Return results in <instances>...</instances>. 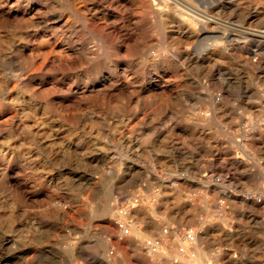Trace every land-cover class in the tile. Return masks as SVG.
Wrapping results in <instances>:
<instances>
[{
  "label": "rangeland",
  "instance_id": "374dc122",
  "mask_svg": "<svg viewBox=\"0 0 264 264\" xmlns=\"http://www.w3.org/2000/svg\"><path fill=\"white\" fill-rule=\"evenodd\" d=\"M70 1L88 28L68 0H0V264L203 263L209 241L216 264H251L248 251L264 250V39L246 38L248 65L160 72L165 90L123 62L122 38L104 48L97 31H114L123 0ZM210 1L220 19L264 32V0ZM138 6L124 8L134 28ZM187 231L195 240L180 252Z\"/></svg>",
  "mask_w": 264,
  "mask_h": 264
},
{
  "label": "bare ground",
  "instance_id": "6f19581e",
  "mask_svg": "<svg viewBox=\"0 0 264 264\" xmlns=\"http://www.w3.org/2000/svg\"><path fill=\"white\" fill-rule=\"evenodd\" d=\"M43 1V0H39ZM97 1V0H96ZM114 1V0H113ZM4 2V1H3ZM28 2V1H27ZM83 2V0H82ZM95 2V1H94ZM125 6H133L135 3H139L143 10L140 14V22L137 26L132 27L133 17L129 16L128 11L125 10V6L122 7V13L118 15L120 23L114 24V31L112 33L98 32L101 37V41L104 44L106 52L112 54L109 49L110 42L116 38H122L125 43H128L127 52L128 58L123 59V62L130 68L135 69L141 78L144 79L146 73L154 72L158 78H160L159 88L165 89L168 87L163 85L169 83L164 79V76H160L159 73L164 74L172 71V73L178 72L182 67L186 66L190 61L202 68H206L210 73L218 70L224 71V60L231 58L236 59L240 65H248L245 59L246 53V38L258 37L264 39V32L255 33L249 32L247 29L240 25H231L229 22L220 19L215 14L217 7L214 1L210 0H123ZM50 3V2H49ZM48 3V4H49ZM53 3H55L53 1ZM76 3V2H75ZM1 4V3H0ZM10 4V3H9ZM81 4V3H80ZM91 4V3H89ZM19 5V4H18ZM27 5V4H26ZM42 5V4H40ZM55 5V4H54ZM68 8H70L76 18L82 21L83 28H88L87 16L80 8H75L74 4L68 0ZM100 5V4H99ZM12 6V5H10ZM17 6V5H16ZM15 6V7H16ZM25 6V5H23ZM86 6V5H84ZM97 6V5H96ZM220 6V5H219ZM3 7V6H2ZM1 7V9H2ZM6 7V6H5ZM13 7V6H12ZM35 7V6H33ZM47 7V6H45ZM99 7V6H98ZM97 7V8H98ZM87 8V7H86ZM93 8V7H92ZM104 8V7H103ZM27 9V8H26ZM37 9V8H36ZM47 9V8H46ZM45 9V10H46ZM91 9V8H90ZM108 9V8H107ZM112 9V8H111ZM12 10V8H11ZM17 10V9H16ZM21 10V9H20ZM35 10V9H34ZM50 10V9H49ZM58 10V8H57ZM85 10V9H84ZM88 10V9H86ZM2 11V10H0ZM10 11V10H9ZM25 11V10H24ZM27 11V10H26ZM50 12V11H49ZM58 12V11H57ZM91 12V11H90ZM107 12V11H106ZM114 12V11H113ZM118 12V11H117ZM116 12V13H117ZM221 12V11H220ZM47 13V12H46ZM52 13V12H51ZM103 13V12H102ZM105 13V12H104ZM12 14V13H11ZM20 14V13H19ZM24 14V13H23ZM35 14V13H34ZM110 14V13H109ZM22 15V14H21ZM38 15V14H37ZM51 15V14H50ZM88 15V14H87ZM90 15V14H89ZM42 16V15H41ZM71 16V15H70ZM91 16V15H90ZM96 16V15H95ZM101 16V15H100ZM104 16V15H103ZM69 17V16H68ZM105 17V16H104ZM42 18V17H41ZM58 18V17H57ZM66 18V17H65ZM92 18V17H91ZM106 18V17H105ZM108 18V17H107ZM136 18V17H134ZM156 19L158 25H151V19ZM37 19V18H36ZM71 19V18H70ZM96 19V18H95ZM138 19V18H137ZM39 20V18H38ZM94 20L91 19V21ZM110 20V19H109ZM112 20V19H111ZM60 21V20H59ZM70 21V20H69ZM95 21V20H94ZM100 21V20H99ZM153 21V20H152ZM156 21V22H157ZM6 22V21H5ZM34 22V21H33ZM67 22V21H66ZM155 22V23H156ZM56 23V22H55ZM66 24V23H65ZM72 24V23H71ZM36 25V24H35ZM43 25V23H42ZM45 25V24H44ZM62 25V24H61ZM79 25V24H77ZM170 25V27H169ZM49 26V25H48ZM71 26V25H70ZM24 27V26H23ZM26 27V26H25ZM31 27V26H29ZM69 27V26H67ZM80 27V26H79ZM47 28V26H46ZM50 28V27H49ZM171 28V31H167ZM25 29V28H24ZM53 29V28H52ZM57 29V28H56ZM63 29V28H61ZM61 29L58 31L60 32ZM68 29V28H67ZM77 29V28H75ZM80 29V28H79ZM92 29V28H91ZM19 30V29H18ZM48 30V29H47ZM47 30L45 32H47ZM78 30V29H77ZM49 31V30H48ZM70 31V29H69ZM160 32V36H163V40H156L153 37L154 32ZM56 32V30H55ZM57 32V33H58ZM67 32V31H66ZM94 32V33H97ZM157 32V33H158ZM39 33V32H38ZM44 33V32H43ZM79 33V30H78ZM51 34V33H50ZM56 34V33H54ZM62 34V33H61ZM69 34V33H68ZM67 34V35H68ZM85 34V33H84ZM52 36V35H51ZM88 36V35H87ZM29 37V36H28ZM55 37V36H54ZM53 37V38H54ZM78 37V36H77ZM83 37V36H82ZM80 37V38H82ZM1 38V36H0ZM32 38V37H31ZM43 38V37H42ZM65 38V37H64ZM63 38V40H64ZM79 38V37H78ZM77 38V39H78ZM85 38V37H84ZM88 38V37H87ZM86 38V39H87ZM91 38V37H90ZM38 39V38H37ZM50 39V37H48ZM61 39V38H60ZM83 39V38H82ZM53 40V39H52ZM80 40V39H78ZM45 41V40H43ZM48 41V40H47ZM50 41V40H49ZM57 41V40H56ZM74 41V40H73ZM178 42L175 45L174 42ZM59 42V41H58ZM70 42V41H68ZM37 43V42H35ZM47 43V42H46ZM55 43V42H54ZM64 43V42H63ZM74 43V42H73ZM39 44V43H38ZM58 44V43H57ZM67 44V43H66ZM71 44V43H70ZM69 44V46H71ZM78 44V43H77ZM82 44V43H81ZM80 44V45H81ZM99 44V43H98ZM29 45V44H28ZM36 45V44H35ZM53 45V44H52ZM55 45V44H54ZM74 45V44H73ZM79 45V44H78ZM91 45V44H90ZM94 45V44H93ZM92 45V46H93ZM113 45V44H111ZM22 46V45H21ZM32 46V45H31ZM51 47V44H49ZM57 46V45H56ZM60 46V44H59ZM67 46V47H69ZM75 46V45H74ZM87 46V45H86ZM114 46V45H113ZM34 47V46H33ZM36 47V46H35ZM62 47V46H61ZM79 47V46H77ZM76 47V48H77ZM83 47V46H82ZM88 47V46H87ZM86 47V48H87ZM22 48V47H21ZM25 48V47H24ZM31 48V47H30ZM86 48H84L86 50ZM89 48V47H88ZM87 48V49H88ZM109 48V49H108ZM116 48V47H115ZM2 49V47H1ZM54 49V48H53ZM78 49V48H77ZM82 49L81 47L78 49ZM99 49V48H98ZM103 49V47H102ZM26 50V49H25ZM58 50V48H57ZM65 50V48H64ZM67 50V49H66ZM76 50V49H75ZM97 50V49H96ZM70 51V50H69ZM74 51V50H73ZM91 51V50H90ZM89 51V52H90ZM94 51V50H93ZM20 52V51H19ZM71 52V51H70ZM88 52V53H89ZM27 53V52H26ZM55 53V52H53ZM67 53V52H66ZM75 53V52H74ZM77 53V52H76ZM75 53V54H76ZM98 53V52H97ZM57 54V52H56ZM62 55V53H59ZM72 54V53H70ZM103 54V53H102ZM69 55V54H68ZM92 55V53L90 54ZM96 55V54H95ZM54 56V55H53ZM65 56V55H64ZM107 56V55H106ZM51 57V56H50ZM70 57V56H69ZM134 57V58H133ZM61 58V57H60ZM86 58V57H85ZM70 59V58H69ZM90 59V58H89ZM96 59V58H95ZM98 59V58H97ZM54 60V59H53ZM82 60V59H81ZM87 60V59H86ZM111 60V59H110ZM92 61V60H91ZM51 62V61H50ZM55 62V61H54ZM97 62V61H96ZM114 62V61H113ZM112 62V63H113ZM118 62V61H117ZM48 63V62H47ZM228 63V62H227ZM52 64V62H51ZM93 64V63H92ZM102 64V63H99ZM98 64V65H99ZM110 65V63H108ZM123 64V63H122ZM46 65V64H45ZM97 65V64H96ZM104 65V64H102ZM106 65V64H105ZM89 64L87 65V67ZM94 66V65H93ZM125 66V65H124ZM239 66V65H238ZM242 67V66H241ZM85 68V67H84ZM82 68V70L84 69ZM90 68V66H89ZM92 68V67H91ZM95 68V67H94ZM121 68V67H120ZM88 69V68H87ZM123 69V68H122ZM184 69V68H183ZM89 70V69H88ZM107 70V68H106ZM114 70V69H113ZM169 70V71H167ZM186 70V69H185ZM79 71V70H78ZM85 71V70H84ZM127 71V70H126ZM132 71V70H131ZM73 72V71H72ZM77 72V71H76ZM104 72V71H103ZM114 72V71H113ZM125 72V71H124ZM133 72V71H132ZM131 72V73H132ZM181 72V71H180ZM70 73V72H69ZM61 76L63 73H60ZM60 74H57L58 76ZM67 74V73H65ZM75 74V73H74ZM79 74V73H78ZM81 74V73H80ZM84 74V73H83ZM111 74V73H110ZM128 74V73H127ZM136 74V73H135ZM147 74V75H148ZM178 74V73H177ZM68 75V74H67ZM77 75V74H75ZM82 75V74H81ZM150 75V74H149ZM215 75V74H214ZM43 76V75H42ZM46 76V75H45ZM78 76V75H77ZM118 76V75H117ZM138 76V74H137ZM177 76V75H176ZM41 77V76H40ZM71 77V76H70ZM83 77V76H82ZM101 77V76H100ZM113 77V76H112ZM135 77V76H134ZM172 77V76H171ZM68 78V77H67ZM74 77H72L73 79ZM103 78V77H102ZM114 78V77H113ZM153 79V77H150ZM168 78V77H167ZM45 79V78H44ZM60 79V78H59ZM88 79V78H86ZM105 79V78H104ZM103 79V80H104ZM123 79V78H122ZM136 79V78H134ZM146 79V77H145ZM68 80V79H66ZM74 80V79H73ZM97 80V79H96ZM100 80V79H99ZM119 80V79H117ZM131 80V78H130ZM126 78L123 79L122 85L130 88L132 82ZM142 80V79H141ZM154 80V79H153ZM157 80V79H156ZM57 81V80H56ZM61 80H59L60 82ZM63 81V80H62ZM70 81V80H69ZM136 81V80H135ZM231 79H223L224 85H229ZM37 82V81H36ZM56 82V83H59ZM71 82V81H70ZM101 82V81H100ZM66 83V82H65ZM81 83V82H80ZM138 83V81H137ZM40 84V83H39ZM53 84V83H52ZM55 84V83H54ZM60 84V83H59ZM67 84V83H66ZM172 84V83H171ZM43 85V84H42ZM65 85V84H64ZM84 85V84H83ZM47 86V85H46ZM58 86V85H57ZM56 86V87H57ZM102 86V85H101ZM100 86V87H101ZM122 86V87H123ZM137 86V85H136ZM154 86V85H153ZM59 87V86H58ZM80 87V86H79ZM135 87V86H134ZM145 87V86H144ZM143 87V88H144ZM172 87V86H171ZM68 88V87H66ZM69 88H71L69 86ZM82 88V87H81ZM117 88V87H116ZM158 88V87H157ZM61 89V88H60ZM88 89V88H87ZM92 89V88H91ZM121 89V88H120ZM123 89V88H122ZM151 90V89H150ZM168 90V89H167ZM111 91V90H109ZM91 92V90H90ZM173 92V91H172ZM146 93V92H145ZM71 95V94H70ZM53 96V95H52ZM57 96V95H56ZM73 96V95H72ZM75 96V95H74ZM45 98V97H44ZM53 98V97H52ZM49 100V99H48ZM51 100V99H50ZM70 100V99H69ZM46 101V100H45ZM43 101V102H45ZM62 101V100H61ZM42 102V103H43ZM77 102V101H76ZM130 103V102H129ZM85 104V103H84ZM97 105V103H95ZM127 104V103H126ZM171 106V105H169ZM168 106V107H169ZM130 108V107H129ZM133 109V108H132ZM51 111V110H50ZM60 112V111H59ZM62 113V112H61ZM159 114V112H157ZM161 113V112H160ZM53 114V113H52ZM49 116V115H48ZM96 116V115H95ZM73 117V116H72ZM75 118V117H74ZM72 118V119H74ZM61 119V118H59ZM62 120V119H61ZM79 120V119H78ZM56 121V120H55ZM76 121V120H74ZM80 121V120H79ZM57 123V122H55ZM68 123V122H66ZM80 123V122H79ZM51 124V123H50ZM61 125V124H60ZM70 125V124H69ZM50 126V125H49ZM53 126V125H52ZM63 129V128H62ZM46 130V129H45ZM59 130V129H58ZM57 132V130H56ZM55 140V139H54ZM135 226V225H134ZM127 229V231H126ZM134 229V228H133ZM136 232V231H134ZM165 232V231H164ZM126 233H130L129 228H124L123 235L129 236ZM194 235V234H192ZM122 239V235H117ZM135 240L140 238L138 233L133 235ZM166 237V233L161 235ZM134 237L131 238L134 240ZM137 237V238H136ZM125 239V238H124ZM129 240V239H128ZM194 239H190L188 235L181 239H175V243L184 245L187 248L193 244ZM198 240V239H197ZM121 242V241H119ZM197 242V241H196ZM132 243V242H130ZM126 244V243H125ZM195 244V243H194ZM130 245V244H129ZM196 246V245H195Z\"/></svg>",
  "mask_w": 264,
  "mask_h": 264
},
{
  "label": "crops",
  "instance_id": "0c3cea01",
  "mask_svg": "<svg viewBox=\"0 0 264 264\" xmlns=\"http://www.w3.org/2000/svg\"><path fill=\"white\" fill-rule=\"evenodd\" d=\"M206 217H207V215L205 216V214H201V213H198L196 216H193L194 222H197V221L200 222L201 220L206 219ZM146 219H147V217L144 219V222H142V225H140V229L146 235L149 236V234H151V233L154 232V229L151 228L152 227L151 224H148V222H147ZM156 221H158V220H156ZM193 231L196 232V233H198L199 235L201 234V225H200V223H194V225H193ZM200 237H203V236L200 235ZM204 237H205V240H206L205 242H208L207 241V237L208 236L207 237L204 236ZM209 243H210V241L208 242L207 245H204V251L207 253V257H206V259H204L203 263H201V261H198V262L195 261L192 264H216V261H215V259H216V252H215L214 248L210 246ZM164 244L166 245V247L169 250L175 251V249L170 246L169 240L164 241ZM135 249L139 250V248H136V247H135ZM142 250H146V249L143 248V246H142ZM233 251H236V249L235 248L231 249L229 253H232ZM201 253L202 252L199 251V254H201ZM248 253H254L252 257L250 256L248 258L249 259L248 262L251 263V264H258L259 261H262V260L264 261V257L262 259V256L260 255V254H263V256H264V250L260 251V250H257V248H255L252 251L249 250ZM163 260L166 261L167 264H174L173 263V260L170 261V260L165 259V258H163ZM185 264H187V263H185Z\"/></svg>",
  "mask_w": 264,
  "mask_h": 264
},
{
  "label": "built area",
  "instance_id": "2783aa9c",
  "mask_svg": "<svg viewBox=\"0 0 264 264\" xmlns=\"http://www.w3.org/2000/svg\"><path fill=\"white\" fill-rule=\"evenodd\" d=\"M264 168V167H263ZM128 210H124V212L126 213ZM126 225L125 223H120V227L121 228H124ZM127 231V229H126ZM187 235L190 239H194V235H192V232L191 231H187ZM158 241H154L153 243L149 241V245H155V243H157ZM158 244V243H157ZM155 247V246H154ZM180 252H184V248L183 247H180Z\"/></svg>",
  "mask_w": 264,
  "mask_h": 264
}]
</instances>
